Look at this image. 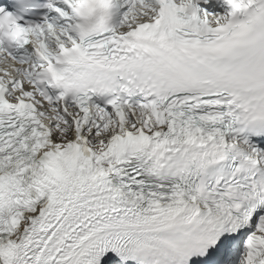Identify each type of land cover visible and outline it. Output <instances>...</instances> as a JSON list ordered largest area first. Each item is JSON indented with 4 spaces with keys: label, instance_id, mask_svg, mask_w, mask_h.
Wrapping results in <instances>:
<instances>
[{
    "label": "snow or ice",
    "instance_id": "1",
    "mask_svg": "<svg viewBox=\"0 0 264 264\" xmlns=\"http://www.w3.org/2000/svg\"><path fill=\"white\" fill-rule=\"evenodd\" d=\"M0 264H264V0H0Z\"/></svg>",
    "mask_w": 264,
    "mask_h": 264
}]
</instances>
